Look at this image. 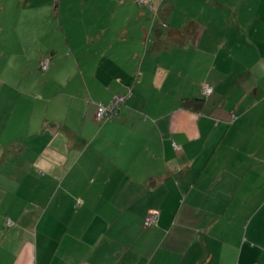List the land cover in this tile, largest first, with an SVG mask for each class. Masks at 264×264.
<instances>
[{
	"label": "crops",
	"instance_id": "crops-1",
	"mask_svg": "<svg viewBox=\"0 0 264 264\" xmlns=\"http://www.w3.org/2000/svg\"><path fill=\"white\" fill-rule=\"evenodd\" d=\"M152 6L0 51V264H264V0Z\"/></svg>",
	"mask_w": 264,
	"mask_h": 264
},
{
	"label": "rangeland",
	"instance_id": "rangeland-1",
	"mask_svg": "<svg viewBox=\"0 0 264 264\" xmlns=\"http://www.w3.org/2000/svg\"><path fill=\"white\" fill-rule=\"evenodd\" d=\"M110 15L119 18V0H0V51L12 47L15 35L22 34L28 48L41 43L43 54L67 53L69 40L80 46L86 35L96 36L102 25L80 22L82 18Z\"/></svg>",
	"mask_w": 264,
	"mask_h": 264
},
{
	"label": "built area",
	"instance_id": "built-area-1",
	"mask_svg": "<svg viewBox=\"0 0 264 264\" xmlns=\"http://www.w3.org/2000/svg\"><path fill=\"white\" fill-rule=\"evenodd\" d=\"M139 4L147 5L150 9H153L152 3L153 0H138ZM47 67V59H44L41 62V68L45 69ZM202 93L204 95H208L211 93V87L209 85H205L202 88ZM125 101L124 94H115L106 102H96L95 116L98 120H107L114 115H116L121 106ZM158 211L149 210L147 214L143 217L142 224L144 227L152 226L156 223L158 218Z\"/></svg>",
	"mask_w": 264,
	"mask_h": 264
},
{
	"label": "trees",
	"instance_id": "trees-1",
	"mask_svg": "<svg viewBox=\"0 0 264 264\" xmlns=\"http://www.w3.org/2000/svg\"><path fill=\"white\" fill-rule=\"evenodd\" d=\"M159 27L156 29L157 33L160 29H162L163 27L166 26V24L163 22L161 24L158 25ZM163 26V27H162ZM182 104L185 106H189L192 107L193 109H197L200 108L201 104H202V100L199 98H186L182 101Z\"/></svg>",
	"mask_w": 264,
	"mask_h": 264
}]
</instances>
